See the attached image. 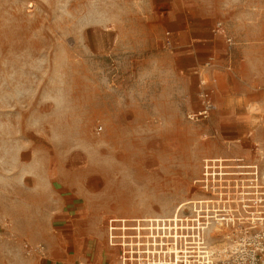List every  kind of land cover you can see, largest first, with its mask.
<instances>
[{
    "label": "rangeland",
    "instance_id": "1",
    "mask_svg": "<svg viewBox=\"0 0 264 264\" xmlns=\"http://www.w3.org/2000/svg\"><path fill=\"white\" fill-rule=\"evenodd\" d=\"M209 55L215 102L195 122ZM206 159L264 173V0H0V264L45 261L27 248L62 224L27 209L59 190L85 195L74 225L95 241L109 217L185 210ZM98 170L99 195L137 213L93 203Z\"/></svg>",
    "mask_w": 264,
    "mask_h": 264
},
{
    "label": "built area",
    "instance_id": "2",
    "mask_svg": "<svg viewBox=\"0 0 264 264\" xmlns=\"http://www.w3.org/2000/svg\"><path fill=\"white\" fill-rule=\"evenodd\" d=\"M213 31L223 36L229 60L231 39L219 24ZM219 66L209 55L196 70L199 107L186 114L188 119L210 116L216 84L210 74ZM211 161H204L201 177L194 180L201 194L182 212L180 204L170 217L107 218L106 241L116 249V264H264V173L256 162L246 171L238 164L212 169ZM27 252L44 256L45 248L38 244Z\"/></svg>",
    "mask_w": 264,
    "mask_h": 264
},
{
    "label": "crops",
    "instance_id": "3",
    "mask_svg": "<svg viewBox=\"0 0 264 264\" xmlns=\"http://www.w3.org/2000/svg\"><path fill=\"white\" fill-rule=\"evenodd\" d=\"M210 75L217 79V73L215 71ZM212 98L213 102H215V94H213ZM228 128H235V130L242 131L244 126L240 124V121H235V125H229ZM99 174L100 171L98 170L97 177L92 179L91 188L93 203H97L98 206L104 208L105 211L117 214L128 215L137 213L136 210L126 208V204L129 203V200L124 197L110 199L99 195ZM94 183L96 184L94 185ZM85 198L83 193L65 195L62 194V190H59L58 195L52 196L45 204L46 207L44 210L35 204L28 207L26 224H39L37 222V217L42 213H44L45 219L50 220L49 224H51V226H53V224H62L57 225L60 228L55 231L59 232L58 235L49 233L45 236V254L41 257L45 259V261L42 262V264H116V249L110 247L106 241V223L104 224V236L95 241H92L91 237L86 234V230H84L82 234L83 237H80L79 228L74 225L88 224L86 221H82L83 219L80 215H83L85 212V206L83 209L77 208L80 206L79 200L83 199L84 201ZM111 200H114L113 204L109 202ZM33 203H35V200ZM114 203H117V205ZM94 211L95 210L92 211L90 207L89 212H87L93 213ZM77 212L79 213L78 216H76Z\"/></svg>",
    "mask_w": 264,
    "mask_h": 264
},
{
    "label": "bare ground",
    "instance_id": "4",
    "mask_svg": "<svg viewBox=\"0 0 264 264\" xmlns=\"http://www.w3.org/2000/svg\"><path fill=\"white\" fill-rule=\"evenodd\" d=\"M213 229H215V230H219V229H221V228H218V227H212Z\"/></svg>",
    "mask_w": 264,
    "mask_h": 264
}]
</instances>
